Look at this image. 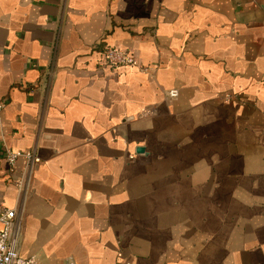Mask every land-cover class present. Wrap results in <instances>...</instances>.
Here are the masks:
<instances>
[{
    "label": "crops",
    "instance_id": "obj_1",
    "mask_svg": "<svg viewBox=\"0 0 264 264\" xmlns=\"http://www.w3.org/2000/svg\"><path fill=\"white\" fill-rule=\"evenodd\" d=\"M0 103L21 257L264 264V0H0Z\"/></svg>",
    "mask_w": 264,
    "mask_h": 264
},
{
    "label": "built area",
    "instance_id": "obj_2",
    "mask_svg": "<svg viewBox=\"0 0 264 264\" xmlns=\"http://www.w3.org/2000/svg\"><path fill=\"white\" fill-rule=\"evenodd\" d=\"M105 63L111 68L130 67L138 68L139 64L134 56L116 47L104 50ZM148 71V68H141ZM169 99H176L178 91L175 89L167 92ZM3 104L0 103V110ZM3 157L7 165L6 180L13 183L19 194L25 191L27 180L33 166L38 163V157L34 153L13 152L4 149ZM23 161V169L17 174V164ZM22 235V225L16 217L15 208H3L0 212V264H37V257L23 258L19 254V243ZM64 264H74L67 261Z\"/></svg>",
    "mask_w": 264,
    "mask_h": 264
},
{
    "label": "water",
    "instance_id": "obj_3",
    "mask_svg": "<svg viewBox=\"0 0 264 264\" xmlns=\"http://www.w3.org/2000/svg\"><path fill=\"white\" fill-rule=\"evenodd\" d=\"M136 152L141 154V153L144 152V149H143V148H137V149H136Z\"/></svg>",
    "mask_w": 264,
    "mask_h": 264
}]
</instances>
